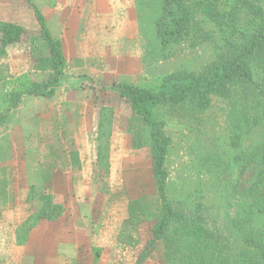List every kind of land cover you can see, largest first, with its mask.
Returning <instances> with one entry per match:
<instances>
[{"label":"trees","instance_id":"obj_1","mask_svg":"<svg viewBox=\"0 0 264 264\" xmlns=\"http://www.w3.org/2000/svg\"><path fill=\"white\" fill-rule=\"evenodd\" d=\"M24 1L34 12L47 51L34 67L49 76L41 81L17 78L20 85L11 91L5 90V83L0 90V125L24 96L53 97L65 76L62 42L53 36L36 3ZM155 3L147 1L150 12H156ZM154 20L148 32L141 33L143 60L147 52L165 59L178 46L195 48L205 42L213 45L215 58L202 70L167 75L159 87L134 85L132 77L125 76L111 86L93 88L96 99L102 96L97 91L117 93L131 112L132 146L151 148L157 196L130 199L119 239L135 247L140 225L153 222L135 264H143L159 242L165 264H264V0H162ZM25 37L24 26L0 20V56ZM215 98L224 103L222 129L214 138H202V121ZM114 119L115 108L103 106L95 178L104 179L110 172ZM182 128L188 132L183 136L197 140L188 164L202 175L183 198L174 194L168 169L174 147L170 131ZM39 198L44 205L26 221L28 228L42 218L56 219L63 211L50 195L39 191ZM230 208L237 211L233 218L227 217ZM216 212H225L229 230L218 225ZM99 256L97 250L96 264Z\"/></svg>","mask_w":264,"mask_h":264},{"label":"crops","instance_id":"obj_2","mask_svg":"<svg viewBox=\"0 0 264 264\" xmlns=\"http://www.w3.org/2000/svg\"><path fill=\"white\" fill-rule=\"evenodd\" d=\"M34 3L62 42L65 76L53 97L24 96L0 125V264H96L97 250V264H106L108 252L117 251L111 254L119 258L121 247L127 246L119 236L130 199L110 192L120 189L114 159L117 142L126 135L117 117L120 103L113 102L117 93L97 91L102 96L96 99L93 88L142 73L139 4L137 0ZM9 5L4 7L11 9ZM0 14L5 15L1 9ZM0 20L22 25L1 15ZM41 50L34 51L27 42L8 46L0 59V90L5 83L9 91L19 86L20 77L47 78L49 72L34 67L36 58L47 53ZM103 106L115 108V121L110 172L100 179L95 171ZM39 191L50 195L63 211L56 219L42 218L28 228L26 221L44 205Z\"/></svg>","mask_w":264,"mask_h":264},{"label":"rangeland","instance_id":"obj_3","mask_svg":"<svg viewBox=\"0 0 264 264\" xmlns=\"http://www.w3.org/2000/svg\"><path fill=\"white\" fill-rule=\"evenodd\" d=\"M34 2V0H32ZM139 6V21L142 35L148 32L150 26H153L155 16L160 11L162 0H156L153 10L156 12H150L148 6H146L148 0H137ZM7 3L9 7L5 8L4 4ZM0 9L5 15L0 14L4 18L12 21L20 22L24 28L28 31V38L25 37L23 42H27L32 45L34 51L38 50L43 52L45 46L43 45V39L40 35L39 23L34 15L32 8L24 0H0ZM148 44L150 41L147 39ZM210 42H205L199 46L192 48L189 46L176 47L175 53L168 56V58H156L149 52L145 56V63L143 71L138 76H132V83L134 85L149 84L150 86H160L167 75L182 70L199 71L203 67L211 63L215 58V54ZM151 46L149 45V49ZM145 52V53H146ZM3 57L0 56V59ZM143 58V57H142ZM40 77V76H39ZM34 80V79H32ZM40 81V80H34ZM120 103L117 111V117L120 120V129L125 132V135L118 144V151H116L115 165L117 169V183L120 189L110 190L111 196L120 198L123 197L125 201L127 199L136 198L141 195H148L152 198L157 196L155 180L153 177V166L151 159V148L149 146L141 149H135L131 142V132L129 125L130 110L128 106L121 102L120 99L113 102ZM224 103L218 99H214L212 108L204 115L202 123V138H214L218 135V132L222 129L224 122ZM168 120V115H167ZM115 121V120H114ZM198 129V128H197ZM196 129V130H197ZM172 131V132H171ZM170 135L174 140V147L170 154L168 169L170 170V185L174 189V194L178 196H185L194 186H197L201 180V172L188 162H191L192 155L190 154L193 144H196L194 136L190 138L183 136L184 133H188L186 128L172 129ZM113 132V130H112ZM168 132V130H167ZM194 134V132H193ZM112 136V135H111ZM112 145V140H111ZM249 178V176H244ZM108 192V191H107ZM183 198V197H181ZM229 218L236 216L237 211L235 208H230ZM218 225L224 229L229 230V220L226 217L225 212L214 214ZM153 222H145L140 226L139 242L138 245L133 247L127 245L121 247L119 258L118 256L111 254L117 251H110L106 254V264H135L139 253L145 247L148 239L151 236V230ZM120 248V246H119ZM117 250L116 248H114ZM163 244L159 242L152 255L143 264H165L163 258ZM119 259V262H117Z\"/></svg>","mask_w":264,"mask_h":264}]
</instances>
